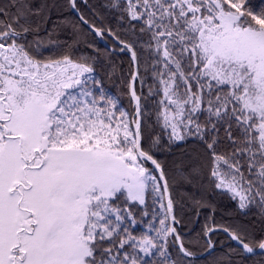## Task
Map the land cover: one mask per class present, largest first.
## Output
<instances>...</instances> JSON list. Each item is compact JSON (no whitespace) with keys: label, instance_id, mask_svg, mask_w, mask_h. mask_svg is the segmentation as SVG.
Wrapping results in <instances>:
<instances>
[{"label":"snow or ice","instance_id":"snow-or-ice-1","mask_svg":"<svg viewBox=\"0 0 264 264\" xmlns=\"http://www.w3.org/2000/svg\"><path fill=\"white\" fill-rule=\"evenodd\" d=\"M44 7L0 2V264H191L217 232L253 253L247 225L213 214L194 237L181 233L185 205L157 153L193 140L198 163L176 166L184 182L206 181L239 214L255 209L264 231V10L247 0H108L127 38L80 14L128 54L125 108L96 78L95 56L68 45L38 58L27 37ZM149 201L151 219L134 234L133 207L148 217ZM188 201L197 215L215 212Z\"/></svg>","mask_w":264,"mask_h":264},{"label":"trees","instance_id":"trees-1","mask_svg":"<svg viewBox=\"0 0 264 264\" xmlns=\"http://www.w3.org/2000/svg\"><path fill=\"white\" fill-rule=\"evenodd\" d=\"M0 2L6 3L7 0H0ZM28 3L34 9L46 6L44 7V15L31 17L34 25L39 24L40 30L38 34L35 36L28 35L27 37L29 41L35 39L39 42L38 58L60 56L68 50V45H72V51H74L75 56H95V74L97 79L102 81L104 89L111 92L119 100L120 104L127 108V97L122 94L123 85L121 80L129 70L128 54L120 52L119 47L105 33L104 37H99L100 40L118 51V54L107 50L76 19L68 7L67 0H28ZM107 4L108 0H87V3L84 4L81 0H77L79 14H83L91 23H95L98 27L111 28L121 38H127L125 35L127 25L117 18L118 13L106 7ZM247 6L258 13L264 10V0H247ZM113 66H115L114 72ZM149 83H151V80H149ZM144 90L146 92L147 88L145 87ZM156 131H160V129L157 128ZM164 142H167L166 137ZM197 152L198 148L195 142L189 139L188 141L172 145L167 151L157 153V157L165 164L175 199L184 202L185 205L183 208L178 205L176 210L177 216L182 219V224L178 226L179 230L186 237H194L208 216L213 214L217 224L241 223L247 225L249 232L254 238L253 247L254 249L257 248L256 242L264 239V231H262V225L255 214V209L249 211L247 215L239 214L235 202L226 196L217 195L216 192L208 187L206 181L201 183L198 179L195 184H187L180 174L177 173V165L186 167L188 165L195 166L198 163L195 158ZM189 194L197 199L206 200L209 205L215 207V212H212V207H206L200 209L199 215H197L188 201ZM148 204L147 211L150 216V202ZM133 213L140 223L145 222L146 217L141 216L139 206L133 207ZM212 240L216 249L204 258L191 260V264H264V252L244 257L242 256V250L223 233L217 232L212 236ZM219 247H222L231 257L223 256L218 249ZM205 249L206 245L201 242V245L194 248L193 251L196 254H200Z\"/></svg>","mask_w":264,"mask_h":264},{"label":"water","instance_id":"water-1","mask_svg":"<svg viewBox=\"0 0 264 264\" xmlns=\"http://www.w3.org/2000/svg\"><path fill=\"white\" fill-rule=\"evenodd\" d=\"M82 2H83V4L85 3L84 2V0H81ZM70 11L72 12V14L76 17V19L81 23V25L83 26V27H85L89 32H91L96 38H97V40L107 49V50H109L110 52H112V53H117L118 54V51H116V50H114L113 48H111L110 46H108V45H106V44H104V43H102V41L100 40V38L99 37H97L92 31H91V29L89 28V26L88 25H86V24H83V22L82 21H80L79 20V12L78 11H76V10H73V9H70ZM108 36V35H107ZM109 37V36H108ZM112 41H113V43L115 44V45H117L119 48H120V46H119V44L117 43V41L116 40H114V39H112L111 37H109ZM124 53H126V52H124ZM127 54V53H126ZM220 233H223V232H220ZM223 234H225V233H223ZM226 235V234H225ZM227 236V235H226ZM228 237V236H227ZM234 242V241H233ZM241 250H242V248H241V246L240 245H238L236 242H234ZM216 249V247H214L213 249H211V250H208V251H204L203 253H200V254H196V255H194L193 257H191L190 259L191 260H196V259H200V258H204V257H206L207 255H209V254H211L214 250ZM220 251H221V253L223 254V256H225V257H227V258H229V257H231V255L229 254V253H227L222 247H219L218 248ZM264 252V250H260L258 247L257 248H255L254 249V251H253V253H245V252H243V250H242V256H244V257H248V256H251V255H255V254H261V253H263Z\"/></svg>","mask_w":264,"mask_h":264},{"label":"rangeland","instance_id":"rangeland-1","mask_svg":"<svg viewBox=\"0 0 264 264\" xmlns=\"http://www.w3.org/2000/svg\"><path fill=\"white\" fill-rule=\"evenodd\" d=\"M95 76H96V74H95ZM96 78H97V76H96ZM103 89H104V88H103ZM104 90H105V92H106L107 95H110V96L116 98L114 95L111 94V92H109V91L106 90V89H104ZM120 106L123 107L121 104H120ZM149 202H150V207H152V206H151V201H149ZM148 219H151V214H150V216L146 217L144 223L136 224L135 226H132V227H131V230L133 231V233H134V234H139V233L144 232V231H145V224H146V222H147Z\"/></svg>","mask_w":264,"mask_h":264}]
</instances>
